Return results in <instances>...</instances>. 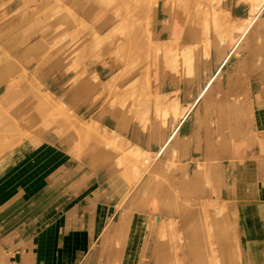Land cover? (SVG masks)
Wrapping results in <instances>:
<instances>
[{
	"label": "rangeland",
	"instance_id": "374dc122",
	"mask_svg": "<svg viewBox=\"0 0 264 264\" xmlns=\"http://www.w3.org/2000/svg\"><path fill=\"white\" fill-rule=\"evenodd\" d=\"M263 93L264 0H0V156L63 149L82 203L103 182L79 263L246 264L235 166L264 154Z\"/></svg>",
	"mask_w": 264,
	"mask_h": 264
},
{
	"label": "crops",
	"instance_id": "0c3cea01",
	"mask_svg": "<svg viewBox=\"0 0 264 264\" xmlns=\"http://www.w3.org/2000/svg\"><path fill=\"white\" fill-rule=\"evenodd\" d=\"M256 112L255 129L261 134L259 139L264 136V106ZM246 155L239 154L241 162L235 166L239 197L234 201L246 242V264H264V154L257 151ZM68 164L63 149L37 148L31 142L0 156V257L6 262L5 255H8L7 264H91L79 263L81 254L90 253L92 242V236L82 232L84 224L91 223V214L84 216L80 208L86 206L92 211L96 208L95 192L103 182H97L93 172L88 173L83 183L91 187L92 199L82 203L83 190L73 182L64 181ZM84 169L86 166L79 164L76 175L79 181L84 179H81ZM116 181L111 177L108 182L104 181L103 187L120 191ZM98 202L107 201L103 198ZM124 247L121 244L119 251L123 252ZM103 250V264L118 259L115 258L117 251L109 255L105 245Z\"/></svg>",
	"mask_w": 264,
	"mask_h": 264
},
{
	"label": "bare ground",
	"instance_id": "6f19581e",
	"mask_svg": "<svg viewBox=\"0 0 264 264\" xmlns=\"http://www.w3.org/2000/svg\"><path fill=\"white\" fill-rule=\"evenodd\" d=\"M233 56H234V55H233ZM232 59H234V58H232ZM236 60H237V59H236ZM232 62L234 63V61H232ZM235 62H236V61H235ZM166 132H167V131H166ZM164 134H165V133H164ZM164 134H163V135H164ZM194 253H195V252H194ZM222 253H223V252H222ZM195 254H196V253H195ZM223 255H224V254H223ZM224 257H225V256H224ZM222 260H223V259H222Z\"/></svg>",
	"mask_w": 264,
	"mask_h": 264
}]
</instances>
